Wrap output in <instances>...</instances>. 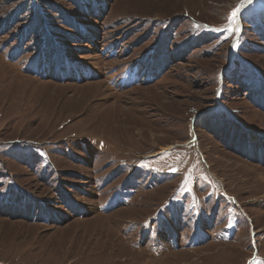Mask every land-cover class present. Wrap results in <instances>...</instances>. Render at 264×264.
Instances as JSON below:
<instances>
[{
  "label": "rangeland",
  "instance_id": "obj_1",
  "mask_svg": "<svg viewBox=\"0 0 264 264\" xmlns=\"http://www.w3.org/2000/svg\"><path fill=\"white\" fill-rule=\"evenodd\" d=\"M263 87L264 0H0V264H264Z\"/></svg>",
  "mask_w": 264,
  "mask_h": 264
},
{
  "label": "trees",
  "instance_id": "obj_2",
  "mask_svg": "<svg viewBox=\"0 0 264 264\" xmlns=\"http://www.w3.org/2000/svg\"><path fill=\"white\" fill-rule=\"evenodd\" d=\"M75 1V3H76V5L77 6H80V3L81 2H83V0H74ZM83 4V3H82ZM21 9H25L24 8V6L23 5H18L17 6V8H16V12H15V14L14 15H12V19H15V18H19V11L21 10ZM19 12V13H18ZM36 12H37V15H39L40 14V11H38V10H36ZM74 20V19H73ZM7 22V21H6ZM78 26H80V24L78 25L77 23H70V27L71 28H73V29H77L78 28ZM80 28H81V26H80ZM49 37H46V39H48ZM45 45L47 46V48H46V53L49 55V61H48V64H50V65H54V67L53 68H58V64H59V62H60V60H61V58H62V53H61V50L62 49H65V47L64 48H62L61 50H59L57 47H53V49H51L50 47H51V43H50V41H47V40H45ZM55 54L52 58L50 57V55L51 54ZM245 72H247V71H245ZM257 94H259V95H264V87H263V89L260 91V92H258ZM263 104H264V99H263ZM250 148H251V145H248Z\"/></svg>",
  "mask_w": 264,
  "mask_h": 264
},
{
  "label": "snow or ice",
  "instance_id": "obj_3",
  "mask_svg": "<svg viewBox=\"0 0 264 264\" xmlns=\"http://www.w3.org/2000/svg\"><path fill=\"white\" fill-rule=\"evenodd\" d=\"M237 11H238V10H237ZM235 15H236V12L233 13V18L235 17Z\"/></svg>",
  "mask_w": 264,
  "mask_h": 264
},
{
  "label": "bare ground",
  "instance_id": "obj_4",
  "mask_svg": "<svg viewBox=\"0 0 264 264\" xmlns=\"http://www.w3.org/2000/svg\"><path fill=\"white\" fill-rule=\"evenodd\" d=\"M99 262V261H98Z\"/></svg>",
  "mask_w": 264,
  "mask_h": 264
}]
</instances>
